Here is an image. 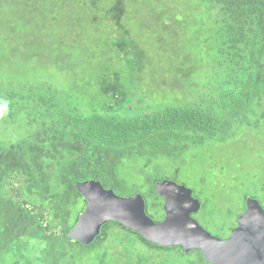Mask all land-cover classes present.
I'll list each match as a JSON object with an SVG mask.
<instances>
[{
    "label": "trees",
    "instance_id": "trees-1",
    "mask_svg": "<svg viewBox=\"0 0 264 264\" xmlns=\"http://www.w3.org/2000/svg\"><path fill=\"white\" fill-rule=\"evenodd\" d=\"M74 7L77 15H68ZM144 13L163 28L200 18L196 49L175 73L164 72L188 80L187 100L129 97L127 83L138 92L139 79L160 77L159 60L138 35ZM72 30L105 34L93 37L96 85L93 68L72 54L80 48ZM152 48L164 57L170 50ZM62 64L73 79L88 70L87 86L65 85ZM99 81L100 92L92 91ZM1 114L7 130L22 123L26 133L0 140V264H209L200 250L154 245L118 222L88 246L70 239L87 207L76 186L98 181L121 197L142 194L147 214L161 222L165 203L155 185L178 183L198 162L202 209L194 217L213 235L230 237L248 198L264 207V0H0ZM228 146L231 158L220 164L214 153L228 154Z\"/></svg>",
    "mask_w": 264,
    "mask_h": 264
},
{
    "label": "water",
    "instance_id": "water-1",
    "mask_svg": "<svg viewBox=\"0 0 264 264\" xmlns=\"http://www.w3.org/2000/svg\"><path fill=\"white\" fill-rule=\"evenodd\" d=\"M76 187L87 207L68 237L83 245L92 244L107 223L118 222L155 245L182 247L186 253L200 250L209 264H264V207L256 198L246 200V212L238 218L230 237L224 239L194 217L202 209L194 190L173 180L155 185L165 201L162 222L147 214L142 194L121 197L98 181L81 182Z\"/></svg>",
    "mask_w": 264,
    "mask_h": 264
},
{
    "label": "rangeland",
    "instance_id": "rangeland-1",
    "mask_svg": "<svg viewBox=\"0 0 264 264\" xmlns=\"http://www.w3.org/2000/svg\"><path fill=\"white\" fill-rule=\"evenodd\" d=\"M104 8L108 7V5H104ZM66 13L70 16H75L78 13V10L74 7L71 9H68ZM144 17V25L142 26L139 34H138L144 42H147L150 46L149 51L152 52V57L154 58V61L156 58L159 60V68H158V74L160 77L156 76L151 79H139L137 82L139 84V90L136 92V86L133 85L132 87H129L130 84L127 83L128 86V92H129V97H135L136 93H149L153 98H158L161 99L165 96H169V98L166 100L165 103H170L172 98H170V95H173L175 99H179L180 101L187 100V93H189V90L191 89V85H189L187 79H182L181 75H177L175 77L174 73V68L176 69V65L179 66L180 63L186 62V57L188 56L187 54L190 53V50H194V42L196 39V35L199 31L198 29V21L200 20L199 16H195V19L191 20L189 19H183L182 17H178L179 19H174L173 21H170L167 23V28H163L161 25V21H158L159 19L156 17H153L149 14H143ZM74 19H69V21H72ZM127 23V22H126ZM73 24V22H72ZM60 34H66L68 33V30L66 28L61 29L59 31ZM73 35L75 36L74 42L79 45V50L73 52L72 54L80 56V60L82 61L81 64L83 65L84 68L87 69H92L95 71L93 74V80L91 83H95L94 85L97 84L96 79H101L100 76H98L96 73L99 71L98 67H96V64L93 62L94 57V50L99 43L100 39H95L93 37H100L103 38L105 37L104 32L99 31L95 35H91L92 33L88 32L87 30H80L78 32L77 30H72ZM82 34V35H81ZM84 35V36H83ZM137 35V36H138ZM161 41V42H160ZM161 43H164L170 50L165 53L170 56V57H164L161 56V53L152 47H157L160 46ZM69 50V49H68ZM67 50V51H68ZM66 51V50H65ZM66 51V52H67ZM25 55H32L30 51L25 52ZM188 63V62H187ZM80 68L79 70L76 71L74 74L75 78L71 77V73L69 72V66L62 64L61 70H58L59 73L64 75L65 81L64 84L69 86L73 83V81L78 82L81 86H87L86 82H89L90 80V75L89 71ZM169 67H173V72L172 74L169 73V75H164V72L168 70ZM187 71L186 73L191 72L192 70H189V65L186 66ZM150 68L149 70H151ZM70 73V74H69ZM151 74V73H150ZM194 74V82L196 83L194 86H200L203 81H202V76H197L194 72V67H193V72ZM147 76L149 73L146 74ZM146 75L144 78H146ZM92 79V78H91ZM86 84V85H85ZM101 82L99 81V87H93L91 90L94 91L98 88V92H100V89L102 88L100 86ZM190 88V89H189ZM88 92V91H85ZM140 98V97H139ZM150 104H153L152 101H149ZM145 106L148 105V101L145 102V104L142 105V107L136 106V108H133V113L131 116H139L145 112ZM6 121V116L4 114L0 115V140H5V138L11 137L15 140L21 139L26 131L24 128V124L20 123V127L18 128H11L7 130V127L5 125ZM229 149H232L231 146H228L225 148V151L227 152ZM205 156H211L213 155L212 152L204 153L202 152L201 155ZM232 154V151H231ZM214 156L216 160L220 164L227 163L228 160L231 158L228 154L224 152H219V153H214ZM237 163H234V166H236ZM185 170V169H183ZM191 170V171H190ZM206 172V170H205ZM153 173V171H151ZM204 173L203 167L197 162L195 164V167H189L184 173L183 177L178 181L179 184L186 185L187 187L191 188L195 192V196L197 199L200 191L199 188V176H201ZM129 178L132 180H137L139 183H142L144 180L143 174L140 173H133L131 176L130 173H128ZM200 200V199H199Z\"/></svg>",
    "mask_w": 264,
    "mask_h": 264
},
{
    "label": "bare ground",
    "instance_id": "bare-ground-1",
    "mask_svg": "<svg viewBox=\"0 0 264 264\" xmlns=\"http://www.w3.org/2000/svg\"><path fill=\"white\" fill-rule=\"evenodd\" d=\"M156 191V190H155ZM137 194V193H136ZM161 198V197H160ZM163 200V199H162ZM164 201V200H163ZM147 202V201H146ZM164 203H165V201H164ZM165 219V218H164ZM162 222V221H161ZM121 225V224H120ZM153 244V243H152ZM155 245V244H154Z\"/></svg>",
    "mask_w": 264,
    "mask_h": 264
},
{
    "label": "flooded vegetation",
    "instance_id": "flooded-vegetation-1",
    "mask_svg": "<svg viewBox=\"0 0 264 264\" xmlns=\"http://www.w3.org/2000/svg\"><path fill=\"white\" fill-rule=\"evenodd\" d=\"M100 16H103V15H100ZM104 17V16H103ZM99 20V18H97Z\"/></svg>",
    "mask_w": 264,
    "mask_h": 264
}]
</instances>
